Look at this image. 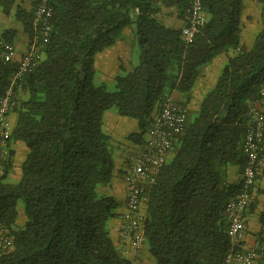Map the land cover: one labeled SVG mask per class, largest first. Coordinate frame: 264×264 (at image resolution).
<instances>
[{
  "label": "trees",
  "instance_id": "1",
  "mask_svg": "<svg viewBox=\"0 0 264 264\" xmlns=\"http://www.w3.org/2000/svg\"><path fill=\"white\" fill-rule=\"evenodd\" d=\"M17 1L0 0V12L9 16L16 7V20L32 38L35 2L27 10ZM190 1L49 0V36L38 65L24 77L10 139L23 141L28 154L17 183L6 180L12 149L0 172V226L14 234L12 248L0 252V264H141L115 245L109 229L119 201L102 189L115 169L104 114L115 108L136 119L140 132L129 137L139 141L161 99L174 91L189 96L205 67L230 48L240 50L199 106L189 108L172 156L146 188L138 252L147 245L156 264H226L227 253L241 247L228 232L225 209L244 180L242 175L229 182L227 173L236 165L243 174L247 110L264 85V0L262 27L249 49L241 46L244 0H202L206 19L191 41L182 28L161 21L162 6H177L187 23ZM128 26H134L139 63L117 74L109 91L105 82H94L96 55ZM16 34L15 28H0L8 41ZM17 67L1 66L0 97ZM19 199L27 220L17 228ZM261 221L264 226V211ZM253 264H264V258Z\"/></svg>",
  "mask_w": 264,
  "mask_h": 264
},
{
  "label": "built area",
  "instance_id": "2",
  "mask_svg": "<svg viewBox=\"0 0 264 264\" xmlns=\"http://www.w3.org/2000/svg\"><path fill=\"white\" fill-rule=\"evenodd\" d=\"M35 2V33L27 51L17 59L16 45L0 36V68L2 65L18 63L5 93L0 97V172L9 157L10 139L13 128L8 115L21 104L24 77L39 63L45 42L50 32L53 7L49 0ZM188 21L182 27V35L191 41L198 27L204 24L206 16L202 0H191L187 9ZM264 85L259 97L249 104L248 123L243 143L247 162L243 168L244 189L232 196L226 204L228 232L234 244L241 247L226 255V264H253L264 258V234L257 236L250 245H244L246 235V213L255 199L254 185L257 174L264 169ZM189 116V106L172 97L164 96L157 105L147 138L142 147L126 156V171L123 175L127 189V210L121 229V236L129 238L133 249L138 252L144 244L145 212L142 210L144 195L160 169L172 156L175 141L182 134ZM14 234L0 226V252L12 248Z\"/></svg>",
  "mask_w": 264,
  "mask_h": 264
},
{
  "label": "crops",
  "instance_id": "3",
  "mask_svg": "<svg viewBox=\"0 0 264 264\" xmlns=\"http://www.w3.org/2000/svg\"><path fill=\"white\" fill-rule=\"evenodd\" d=\"M32 0H18L17 5L29 10L32 7ZM244 9L241 16V46L249 49L254 45L256 34L261 30V2L260 0H244ZM16 7L9 16L0 12V28H15L17 30L13 43L17 48V59L27 51L30 43V35L24 30L20 21L15 18ZM161 21L167 26L182 28L185 23V16L180 13L177 6H162L159 12ZM134 26H128L124 29L122 37L112 46L99 52L96 55V73L101 82L115 79V76L123 70H131L134 67L132 61L133 50L137 39L134 33ZM240 48H230L228 51L217 55L213 61L208 64L201 75L197 78L195 86L190 95L179 91H174L172 97L185 102L189 108L196 109L204 94L214 87L221 73L224 64L230 57L238 54ZM96 75V74H95ZM25 97V94H24ZM264 109V104H263ZM157 110H155L156 112ZM104 128L112 136L115 147V169L112 181L107 186H103V191L113 195L118 201L119 206L116 209V216L109 221V229L115 245L122 249L123 253L130 259H137L141 264H156L154 257L148 251L147 245L141 252H136L132 245L121 236V226L124 221V214L127 210L126 199L127 189L123 179L126 171V156L131 151L142 147L147 138V133L139 141L132 139L129 135L139 133L138 121L134 118L122 116L116 110H107L104 114ZM8 121L14 128L17 121V111L8 115ZM10 150H13L12 166L9 169L8 176L12 175L18 179L21 178V166L24 162L28 148L23 141L11 140ZM9 158V157H8ZM8 158L4 161V165ZM236 165L228 168L227 180L236 182L241 179L242 174ZM9 182V181H8ZM12 183V182H10ZM17 183V182H16ZM145 209V206H142ZM144 209H142L144 211ZM264 211V177L260 176L255 188V201L252 207H249L246 216V235L243 244L250 245L254 239L264 234V226L261 221V214ZM17 228L22 227L27 217L24 213V207L18 208Z\"/></svg>",
  "mask_w": 264,
  "mask_h": 264
},
{
  "label": "rangeland",
  "instance_id": "4",
  "mask_svg": "<svg viewBox=\"0 0 264 264\" xmlns=\"http://www.w3.org/2000/svg\"><path fill=\"white\" fill-rule=\"evenodd\" d=\"M139 57H140V50H139V44L137 42L136 46H135V48L133 50V56H132V61L134 63V66L139 63ZM125 71L126 70L122 69L118 74H123ZM98 75H99V73H96V75L94 77L95 78L94 82H95V84L100 85L102 82H101L100 78L98 77ZM104 82L106 83L107 89L109 91L115 90V83H116L115 79H112V80L109 79V80H106ZM113 110H115V108H113ZM6 180L9 181V182H12V183L18 182V179L15 178V176H12V175L7 176ZM143 206H144V204H143ZM20 207H24L23 199H19L18 208H20Z\"/></svg>",
  "mask_w": 264,
  "mask_h": 264
}]
</instances>
